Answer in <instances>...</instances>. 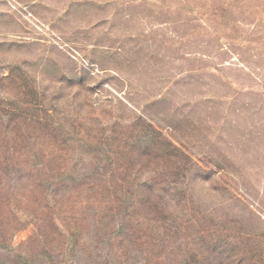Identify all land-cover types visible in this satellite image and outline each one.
<instances>
[{
  "label": "rangeland",
  "instance_id": "374dc122",
  "mask_svg": "<svg viewBox=\"0 0 264 264\" xmlns=\"http://www.w3.org/2000/svg\"><path fill=\"white\" fill-rule=\"evenodd\" d=\"M141 118L207 171L168 193L182 237L229 226L264 264V0H0V226L36 264L50 234L100 235L89 188L62 201L53 172L72 186L86 142Z\"/></svg>",
  "mask_w": 264,
  "mask_h": 264
},
{
  "label": "trees",
  "instance_id": "16d2710c",
  "mask_svg": "<svg viewBox=\"0 0 264 264\" xmlns=\"http://www.w3.org/2000/svg\"><path fill=\"white\" fill-rule=\"evenodd\" d=\"M94 142V145L86 144L99 148L100 152L83 159L85 169L72 177V186L65 179V173L59 170L53 172L50 185L53 197L61 195L62 201L66 202L71 191L75 190L78 195L82 187H88L91 196L81 202L82 215L90 214L96 219L94 232L100 235L94 234L90 245L86 246L82 237H76L69 230L63 238L59 236L62 232L50 234L52 249L50 253L46 251L50 263L178 264L183 261L184 264H214L218 260L219 264L261 263L253 253L254 247L252 252L248 251V246H253L255 240H250L244 231L234 233L229 226L200 228L196 235L188 234L190 241L188 237H182L188 227L173 215L178 207L186 204V197H183L184 204L175 197L174 200L178 201L171 205L168 193H177L178 189L185 187L180 177L186 179L195 169L204 175L207 171L154 125L141 118L129 128L109 129ZM40 150L37 149L34 156L38 157ZM32 169L40 175L46 173L44 165ZM203 215L195 216L196 220L199 221V216L204 219ZM51 220L52 226H56L55 219L52 217ZM61 224L60 227H65L64 223ZM86 226L82 224L80 229ZM13 235L10 225L0 226L3 263L36 264L38 254L15 247ZM180 247L185 248L181 250L183 252H179ZM238 251L254 256L246 261L239 258Z\"/></svg>",
  "mask_w": 264,
  "mask_h": 264
}]
</instances>
